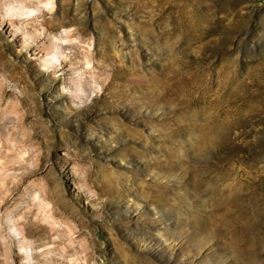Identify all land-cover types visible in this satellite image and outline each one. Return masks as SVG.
<instances>
[{"label": "rangeland", "instance_id": "374dc122", "mask_svg": "<svg viewBox=\"0 0 264 264\" xmlns=\"http://www.w3.org/2000/svg\"><path fill=\"white\" fill-rule=\"evenodd\" d=\"M0 264H264V0H0Z\"/></svg>", "mask_w": 264, "mask_h": 264}, {"label": "bare ground", "instance_id": "6f19581e", "mask_svg": "<svg viewBox=\"0 0 264 264\" xmlns=\"http://www.w3.org/2000/svg\"><path fill=\"white\" fill-rule=\"evenodd\" d=\"M4 12H5V14H9V9H4ZM11 12V11H10ZM14 12V11H13ZM12 14H14V13H12ZM10 16L12 17V15L10 14ZM14 16H18V15H14ZM133 79V78H132ZM172 79L174 80L173 81V83L170 85V91H171V93L173 94V93H177L178 92V90L180 89V86H182L181 85V83H180V80L179 79H177V77L173 74V77H172ZM190 91V90H189ZM175 95V94H174Z\"/></svg>", "mask_w": 264, "mask_h": 264}]
</instances>
